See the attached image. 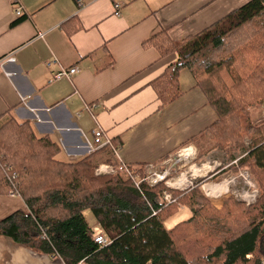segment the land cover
Wrapping results in <instances>:
<instances>
[{
	"label": "trees",
	"instance_id": "obj_1",
	"mask_svg": "<svg viewBox=\"0 0 264 264\" xmlns=\"http://www.w3.org/2000/svg\"><path fill=\"white\" fill-rule=\"evenodd\" d=\"M144 46L161 59L178 56L150 84L161 108L182 97L179 79L188 70L217 115L204 131L210 146L196 161L212 152L238 161L228 170L249 172L260 193L257 202L246 207L229 199L217 209L202 190L207 178L181 191L165 183L139 189L120 172L97 176L100 152L110 154L103 163L119 165L112 149L66 159L56 141L8 111L0 116V194L10 195L12 182L18 184L30 213L17 211L0 221V237L65 264H264V119L253 115L264 106V0H251L184 40L162 31ZM112 141L120 150L121 143ZM129 167L143 177V165ZM165 193L175 202H164ZM87 211L109 245L93 240ZM184 213L190 217L167 227Z\"/></svg>",
	"mask_w": 264,
	"mask_h": 264
},
{
	"label": "crops",
	"instance_id": "obj_2",
	"mask_svg": "<svg viewBox=\"0 0 264 264\" xmlns=\"http://www.w3.org/2000/svg\"><path fill=\"white\" fill-rule=\"evenodd\" d=\"M81 1L19 0L24 17L17 23L15 4L0 0V60L16 58L0 67V116L11 111L18 122H29L73 161L95 153L88 145L98 128L121 143L116 161L135 168L161 167L185 148L202 150L196 142L216 122L215 111L188 70L179 79L182 97L161 108L150 84L178 56L161 59L144 42L162 31L184 40L251 0ZM72 67L79 72L71 80L55 79ZM109 157L100 152V164ZM17 211L30 213L21 197L0 194V221ZM90 231L103 233L100 226ZM0 264L65 263L1 236Z\"/></svg>",
	"mask_w": 264,
	"mask_h": 264
},
{
	"label": "rangeland",
	"instance_id": "obj_3",
	"mask_svg": "<svg viewBox=\"0 0 264 264\" xmlns=\"http://www.w3.org/2000/svg\"><path fill=\"white\" fill-rule=\"evenodd\" d=\"M254 118L256 120L264 119V106L262 110L260 111H253ZM205 135H200L197 139V144L199 143L202 147L201 152H206L207 150V142L205 143ZM205 143V144H204ZM251 145V140L246 139L245 145ZM246 147H249L247 146ZM192 151V150H189ZM188 151V152H189ZM194 151H192L193 153ZM199 152V150H198ZM198 152L194 154L193 157L197 158ZM188 154V153H187ZM178 154L175 155V158H173V161L170 162L168 165H163L160 167L161 171L164 170H170L171 171V177L168 179L171 182L175 183V185H179L180 180L177 181V178H181V176H184L185 180L188 182L184 187L188 186L191 182L192 186L195 182L207 178L209 179V182L204 183L202 185V190L205 194V196L211 201V203L216 207L217 209H221L222 206L229 200L233 199L238 204H242L244 206H252L254 205L258 198H259V191L257 189V186L255 182L250 177V174L246 170H240L237 173L231 172L228 170V168L233 165L236 161L233 160V158L227 156L223 152H212L210 153L202 162H198L196 160L192 161L190 159H186L184 161L178 162ZM192 161V162H191ZM106 163H102L100 165H103ZM100 165L96 168V170L100 167ZM110 165V164H108ZM175 165L174 167H172ZM209 167L208 172L204 176H197L194 177L193 174L195 173L196 169H204L205 167ZM172 167V168H171ZM167 168V169H166ZM95 170V174H96ZM222 170V172H221ZM225 170H228L227 173H224ZM97 175V174H96ZM97 176H105V175H97ZM127 177L126 175H124ZM129 178V177H128ZM175 179V180H174ZM223 182L228 183V189L226 194L217 193L216 195L218 197H209L205 190L207 187H211L214 185L221 184ZM183 188V187H182ZM181 189V188H178ZM175 200V199H174ZM85 220L88 223V226L90 229H93L94 231L99 227L98 222L96 218L94 217L93 213L91 211L85 212ZM190 217L189 214H185L183 216L177 217L173 219L171 222L167 224L168 228H172L176 222H180L183 220H186ZM178 220V221H177Z\"/></svg>",
	"mask_w": 264,
	"mask_h": 264
},
{
	"label": "built area",
	"instance_id": "obj_4",
	"mask_svg": "<svg viewBox=\"0 0 264 264\" xmlns=\"http://www.w3.org/2000/svg\"><path fill=\"white\" fill-rule=\"evenodd\" d=\"M13 4H15V16L18 18H22L24 17V11L22 6H20L19 4V0H11ZM78 4H82L81 0H77ZM19 4V6H18ZM120 6L117 7V9ZM16 63V58L14 57V55H10L8 57L2 58L0 60V67L4 69V66H6V64H15ZM79 72V69L77 67H72V68H62L60 72H58L55 75V79H62V78H67L69 80H71L73 78V76H75L77 73ZM7 76L12 77L15 73H10V72H6ZM93 107H95V105L92 106H86V110L90 111V109H92ZM247 145V144H246ZM249 146V145H247ZM90 151L92 152H96L100 149H103L105 147H108L110 149L113 150L114 154L116 156H118L119 150L116 149V147L114 146L113 141H111L109 138H106L105 136V132L102 128H98L95 132H94V141L93 144L88 145ZM189 148H185L182 149L178 155V162L184 161L186 159H189L188 157H185L186 155V151ZM173 161V158H171L170 160H168L167 162H165L163 165H168L170 162ZM238 161H236L234 164H237ZM175 165H173L172 167H174ZM171 167V168H172ZM167 169V168H166ZM117 172H120L124 175H126L127 177H129L136 185L137 188L140 189L141 184L143 183H147L150 186H156L160 183H165V185L171 189H175V190H185L187 189L189 186H192V183L189 182L190 184L186 187H183L181 189H177V188H173L171 187V181L168 179L171 177V171L170 170H164L161 171L160 167L155 166V165H148L145 166L143 168V177L139 176L138 174L135 173V171H133L128 165L124 164V163H120L117 166H113V165H108V164H103L100 165V167L96 170V174L97 175H112V174H116ZM182 178V176H181ZM181 178H177V181L181 180ZM175 180V179H174ZM13 192L10 194V196L12 197H21L18 191V184L13 183ZM163 201L166 202L167 204H171L173 202H175L174 198L172 197V195L170 193H165L164 194V198ZM92 238L93 240L99 244V245H109L111 243L110 239L107 238L103 233L101 232H93L92 234Z\"/></svg>",
	"mask_w": 264,
	"mask_h": 264
},
{
	"label": "bare ground",
	"instance_id": "obj_5",
	"mask_svg": "<svg viewBox=\"0 0 264 264\" xmlns=\"http://www.w3.org/2000/svg\"><path fill=\"white\" fill-rule=\"evenodd\" d=\"M189 149L186 151V155L185 157H188L189 159H191L193 157V153L192 151H189ZM188 153V154H187ZM209 167H205L204 169H196L195 173L193 174L194 177H199V176H204L206 174V172H208ZM185 177L182 176L179 185H175V183L171 182V187L173 188H182L184 187L188 182L184 179ZM227 189H228V183L227 182H223L221 184L218 185H214L211 186L209 188L206 189V194L209 197H218L216 194L217 193H221V194H226L227 193Z\"/></svg>",
	"mask_w": 264,
	"mask_h": 264
}]
</instances>
